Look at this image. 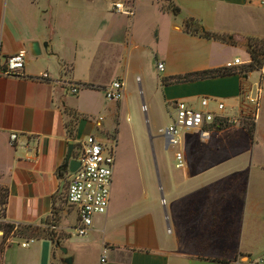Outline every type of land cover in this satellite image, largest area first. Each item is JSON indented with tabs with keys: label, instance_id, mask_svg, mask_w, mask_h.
Listing matches in <instances>:
<instances>
[{
	"label": "crops",
	"instance_id": "crops-1",
	"mask_svg": "<svg viewBox=\"0 0 264 264\" xmlns=\"http://www.w3.org/2000/svg\"><path fill=\"white\" fill-rule=\"evenodd\" d=\"M113 1L0 0V68L18 50L26 53L21 75L0 74L5 201L0 226L14 223L36 232L12 237L34 239L22 248L17 242L3 246L0 229V264H60L63 257L72 264H97L103 247L107 264H254L264 259V96L252 139L238 123H227L212 126L204 141L196 131L182 132L174 148L164 140L165 149L181 153L183 165L175 167L173 154L179 172L162 173L160 201L151 192L144 200L115 205L110 193L105 213L93 217L84 236H76L77 213L65 201L70 146L77 155L87 136L104 137L137 91L141 106H160L169 118L175 101L198 108L202 97L212 100L209 110H215L216 100L227 114L237 115L239 89L255 82L254 71L172 78L223 68L235 58L247 63L244 39L264 42L262 0H119L132 8L131 16L114 12ZM188 18L196 20L199 32L221 34L225 41L203 38L193 28L184 31ZM244 52L246 59L239 57ZM114 80L122 82L123 94L107 101L103 89ZM70 85L78 86L76 94L67 91ZM67 112L75 116L69 129ZM11 133L16 134L12 144ZM115 171L114 155L112 178ZM49 233L59 244L55 261Z\"/></svg>",
	"mask_w": 264,
	"mask_h": 264
},
{
	"label": "built area",
	"instance_id": "built-area-1",
	"mask_svg": "<svg viewBox=\"0 0 264 264\" xmlns=\"http://www.w3.org/2000/svg\"><path fill=\"white\" fill-rule=\"evenodd\" d=\"M261 3L264 4V0ZM112 10L127 16L133 14L132 8L125 6L119 0L112 2ZM25 55L24 50H18L8 56L0 68V74L5 76L21 75ZM242 64L244 63L235 58L233 61L226 62L223 68L231 69L232 66ZM156 68L158 71H162V63H157ZM42 77L47 78V74L43 73ZM78 90L76 85H70L67 89L70 94H76ZM103 92L105 100L118 101L123 94V84L120 80H114L103 89ZM238 96L240 108L237 115L227 114L225 104L216 100H213L215 110H209L208 105L212 100L206 97L199 99L198 108L183 101H175L172 122L165 127L158 128L157 133L164 138L167 146L174 148L179 144L184 131H196L201 141L206 140L216 119H223L229 124H241L243 121L255 122L258 118L261 99L264 96V84L258 79L253 84L242 85ZM97 120L99 122L101 117ZM15 138V133L9 134V143L12 144ZM114 155L113 138H107V136L97 138L89 135L81 142L76 155L79 166L74 172L68 174L65 190L66 203L73 207L77 213L76 236H84L92 226L93 217L105 213L108 207ZM174 158L176 160L175 167H182V156L179 151L174 153ZM1 195L0 190V222H3L5 201ZM9 225L12 226V230L9 236L4 238L3 246L11 244L12 237L17 234L19 229L17 224L10 223ZM33 241L32 238L25 239L19 243V246L28 247ZM105 251L106 248L103 247L97 264H107ZM254 264H264V259L260 258Z\"/></svg>",
	"mask_w": 264,
	"mask_h": 264
},
{
	"label": "rangeland",
	"instance_id": "rangeland-1",
	"mask_svg": "<svg viewBox=\"0 0 264 264\" xmlns=\"http://www.w3.org/2000/svg\"><path fill=\"white\" fill-rule=\"evenodd\" d=\"M239 57L247 58L245 52ZM262 68L261 73L258 71L252 73L253 81L259 77L264 81V64ZM134 94L130 99L131 106L120 107L115 125L109 127L105 134V137L114 139L115 162L119 165V172L115 171V176L113 175L110 192L111 195L113 193L115 205L125 203L128 205L135 198L144 200V194L150 195L151 192L155 194L157 201H160L158 184L163 179L162 173L165 170L170 175L179 172L174 168V150L165 149L164 139L157 133L158 128L172 122L173 115L169 118L167 114L161 112L160 106H153V110L151 106H141V95L138 91ZM102 114L103 112L100 117L103 119ZM194 140L199 149H204V143L199 142L196 137ZM7 236L9 233H5L4 237ZM19 241L12 239L10 245L14 246L16 242L19 244ZM58 247L55 246L54 261L60 257Z\"/></svg>",
	"mask_w": 264,
	"mask_h": 264
},
{
	"label": "trees",
	"instance_id": "trees-1",
	"mask_svg": "<svg viewBox=\"0 0 264 264\" xmlns=\"http://www.w3.org/2000/svg\"><path fill=\"white\" fill-rule=\"evenodd\" d=\"M171 12L174 15L178 14V8L173 7L171 8ZM190 28H193V32L199 33V35L203 38L214 40V41H221L224 42V36L221 34L213 33V32H199V24L196 22V20L188 18L183 22V29L186 32L190 31ZM244 48L249 56V62H247L244 65H241L237 70L232 69H225V68H216L211 70H204L199 72H193L189 74H185L182 76H175L172 78V81H188V80H194V79H205V78H213L217 76L226 75L232 72H237L243 75H246L249 72L257 71L262 69V65L264 64V42L262 39L254 38V37H246L244 39ZM87 86V85H86ZM90 87V85H88ZM69 114L70 119L66 121V127L69 129V127H72L74 125V112H67ZM228 125L223 119H216V121L213 123V127L221 128ZM241 126L245 129V131L248 133V136L250 139L253 137V131H254V122L252 121H243L241 122ZM3 197V196H2ZM0 229L4 230V234L10 233L12 230V226L9 224L1 225ZM16 233H19L21 235L26 236H32L36 232L32 230L29 227H23L17 230ZM49 238L54 242V245L56 247L59 246V244L54 240L53 235L51 233L48 234ZM4 240V237H3ZM3 243V241H2ZM60 264L64 263V257L61 258Z\"/></svg>",
	"mask_w": 264,
	"mask_h": 264
},
{
	"label": "water",
	"instance_id": "water-1",
	"mask_svg": "<svg viewBox=\"0 0 264 264\" xmlns=\"http://www.w3.org/2000/svg\"><path fill=\"white\" fill-rule=\"evenodd\" d=\"M33 48L35 52L31 51L32 54H38V44L33 43ZM76 154H73L72 152V146H70V149L67 152V155L65 157V170H67L69 173L74 172L78 166H79V161L76 159ZM61 252L65 253L66 250L65 248H60ZM65 264H72L71 258L67 257L64 259Z\"/></svg>",
	"mask_w": 264,
	"mask_h": 264
}]
</instances>
